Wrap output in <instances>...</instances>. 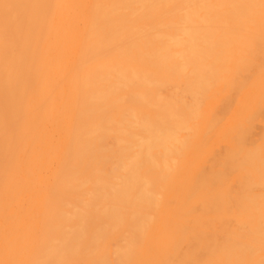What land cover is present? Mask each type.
Wrapping results in <instances>:
<instances>
[{"label": "bare ground", "instance_id": "1", "mask_svg": "<svg viewBox=\"0 0 264 264\" xmlns=\"http://www.w3.org/2000/svg\"><path fill=\"white\" fill-rule=\"evenodd\" d=\"M0 264H264V0H0Z\"/></svg>", "mask_w": 264, "mask_h": 264}]
</instances>
